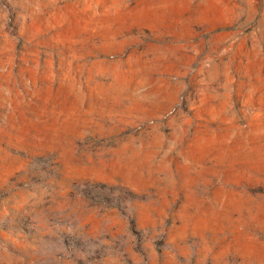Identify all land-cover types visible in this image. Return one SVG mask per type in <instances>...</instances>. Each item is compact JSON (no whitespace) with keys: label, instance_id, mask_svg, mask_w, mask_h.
Instances as JSON below:
<instances>
[{"label":"rangeland","instance_id":"374dc122","mask_svg":"<svg viewBox=\"0 0 264 264\" xmlns=\"http://www.w3.org/2000/svg\"><path fill=\"white\" fill-rule=\"evenodd\" d=\"M0 264H264V0H0Z\"/></svg>","mask_w":264,"mask_h":264}]
</instances>
